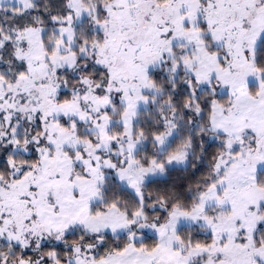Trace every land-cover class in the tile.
<instances>
[{
	"label": "snow or ice",
	"instance_id": "6c2138e0",
	"mask_svg": "<svg viewBox=\"0 0 264 264\" xmlns=\"http://www.w3.org/2000/svg\"><path fill=\"white\" fill-rule=\"evenodd\" d=\"M0 264H264V0H0Z\"/></svg>",
	"mask_w": 264,
	"mask_h": 264
}]
</instances>
